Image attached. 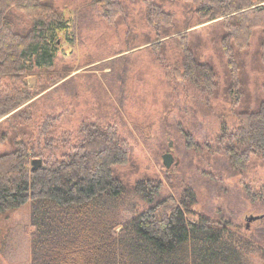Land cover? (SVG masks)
<instances>
[{
    "label": "trees",
    "instance_id": "trees-1",
    "mask_svg": "<svg viewBox=\"0 0 264 264\" xmlns=\"http://www.w3.org/2000/svg\"><path fill=\"white\" fill-rule=\"evenodd\" d=\"M89 2L80 16L88 12L113 28L126 26L127 51L145 44L152 55L166 58L176 47L172 80L194 87L206 103L221 84L215 67L200 59L205 45L192 26L210 22L225 58L222 87L237 108L236 120L211 140L198 142L189 133L185 143L212 158L217 180L241 174L259 159L263 164L264 82L251 109L246 63L258 29L259 62L251 68L264 72V0ZM137 7L147 27L140 42ZM76 29L56 0H0V142L11 144L0 150V213L29 205V264H250L255 250L264 257V244L246 227L194 208L195 189L184 180L190 168L167 172L168 180L144 175L130 189L125 185L121 168L134 165L136 143L123 134L121 110L112 106L125 102L140 60L128 53L100 62L91 57V68L71 74V62H58L60 34L74 45ZM85 91L93 101L69 129L63 97L77 103ZM34 158L42 160L37 169ZM220 160L226 172H220ZM168 181L179 191L162 194Z\"/></svg>",
    "mask_w": 264,
    "mask_h": 264
},
{
    "label": "rangeland",
    "instance_id": "rangeland-1",
    "mask_svg": "<svg viewBox=\"0 0 264 264\" xmlns=\"http://www.w3.org/2000/svg\"><path fill=\"white\" fill-rule=\"evenodd\" d=\"M56 3L64 9L70 23L78 26L74 45L72 43L69 45L64 41L63 33L60 34L63 53L60 54L58 62H71L70 65L74 67L71 74L82 73L91 68L94 63L87 62L91 57L95 62L126 53L135 60L139 57L140 61L133 66L125 102L112 106L113 109L121 110L122 120L126 123L122 127L123 134L136 143L133 153L134 165L128 162L121 168L125 185L130 189L132 187L130 185L144 175L168 180L172 173L180 174L183 169L190 168L184 180L195 189L197 205L194 208L216 218L231 219L233 224L246 227L254 239L259 238L264 244V161L260 164L259 159L241 174H226L228 177L220 174L219 177L222 179L217 180L211 176L216 170L213 168L212 158H207L205 152L187 147L185 143L189 133H192L198 142L211 140L215 133L221 131L223 127H230L236 120L237 108L232 106L222 87L225 58L217 42L212 40L209 32L210 22L192 26L199 31L205 45L200 59L210 62L215 67L221 84L216 96H212L206 103L194 87L172 80L173 63L178 57L176 47L169 49L166 58L152 55L145 44L127 51L126 26L113 28L99 15L88 12L87 17L80 16L92 5L89 0H56ZM179 8V5L171 4L168 9ZM135 16L137 32L140 34L136 42H140L147 27L143 17L138 13V7ZM178 16L182 18L181 13ZM92 26L97 29L94 30ZM71 33L72 28L69 31V34ZM259 35L260 31L256 29L248 49V54L255 53L252 61L250 57L246 63L254 101L251 109L256 107L259 85L261 87L264 82V72H259V67L251 68L252 63L259 62ZM170 45L172 43L168 44ZM132 51H136V54L130 55ZM107 70L108 68L105 69ZM85 92V95H80L77 103L67 96L63 97L68 107L65 126L69 129L75 127L79 117L85 116L84 109L93 101L88 97L89 93ZM10 148L11 144L7 141L0 142V150ZM167 151L173 155V164L168 169L162 161V154ZM218 168L220 172H226V164L222 160L219 161ZM172 189L179 191L178 186L174 189L168 181L162 189V194L166 191L174 193ZM138 202L139 199L136 197L135 207ZM249 216L259 218L249 222L247 221ZM30 230L28 204L0 213V264L30 263ZM249 260L250 264H264V257L256 250L251 252Z\"/></svg>",
    "mask_w": 264,
    "mask_h": 264
},
{
    "label": "water",
    "instance_id": "water-1",
    "mask_svg": "<svg viewBox=\"0 0 264 264\" xmlns=\"http://www.w3.org/2000/svg\"><path fill=\"white\" fill-rule=\"evenodd\" d=\"M170 145V143H169ZM162 161H163V164L165 165L166 168H169L173 162V155L171 152H165L162 154ZM42 164V160L39 159V158H34L32 160V167L33 169H37L38 167H40ZM259 218L258 216H249L247 218V221H252V220H255Z\"/></svg>",
    "mask_w": 264,
    "mask_h": 264
},
{
    "label": "flooded vegetation",
    "instance_id": "flooded-vegetation-1",
    "mask_svg": "<svg viewBox=\"0 0 264 264\" xmlns=\"http://www.w3.org/2000/svg\"><path fill=\"white\" fill-rule=\"evenodd\" d=\"M164 153H165V152H164ZM172 164H173V162H172ZM172 164H171V165H172ZM170 167H171V166H170ZM170 167H169V168H170ZM166 169H168V168H166Z\"/></svg>",
    "mask_w": 264,
    "mask_h": 264
}]
</instances>
